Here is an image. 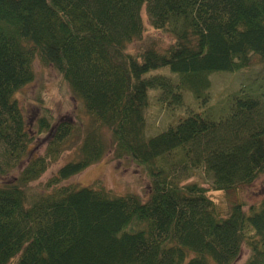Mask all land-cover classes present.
I'll return each instance as SVG.
<instances>
[{"label":"trees","instance_id":"1","mask_svg":"<svg viewBox=\"0 0 264 264\" xmlns=\"http://www.w3.org/2000/svg\"><path fill=\"white\" fill-rule=\"evenodd\" d=\"M143 8L149 25L171 36L167 47L141 42ZM37 57L92 119L75 158L44 192L29 184L73 126L57 124L45 154L27 157L31 136L15 94L35 80ZM254 58L264 62V0H0V176L18 172L0 182V264H232L243 247V264H264V197L223 210L210 188L179 178L197 163L215 191L264 177V76L207 105L210 76L247 69ZM164 69L176 83L149 75ZM151 88L175 104L188 91L201 109L148 137ZM50 127L40 119L39 132ZM102 129L116 159L143 168L146 202L135 193L57 187L103 158Z\"/></svg>","mask_w":264,"mask_h":264},{"label":"rangeland","instance_id":"2","mask_svg":"<svg viewBox=\"0 0 264 264\" xmlns=\"http://www.w3.org/2000/svg\"><path fill=\"white\" fill-rule=\"evenodd\" d=\"M144 25L142 36L143 43L154 42L157 46L167 47L172 42L171 36L154 30L148 23L145 8L141 11ZM135 45L130 49L135 50ZM35 80L22 87L15 97L23 113L26 129L30 133L31 141L28 146V158L45 154L51 139L53 138L56 125L69 123L73 130L63 143L58 156L49 162L46 171L39 179L29 184L33 192H44L46 184L51 177L56 175L58 169L65 163L75 158L78 147L81 145L85 132L92 125L91 117L85 114L81 101L72 94L67 86L61 87L60 76L51 66L43 65L37 57L34 61ZM150 76L162 75L173 83L177 82V76L168 69L153 71ZM264 76V62L258 58L253 59V64L238 72H217L210 76L211 87L209 89V102L207 105L225 103L228 96L238 89L250 84L254 79ZM63 89V90H62ZM180 104H175L162 95L158 88L148 91V107L145 112L146 136H155L170 126H174L181 119L199 112L201 107L188 91L183 92ZM51 109L53 118L48 111ZM47 117L50 120V129L39 132V121ZM103 140L106 144V153L103 158L84 171L62 181L57 187L67 186L73 188L93 187L105 189L117 196L135 193L141 201L146 202L150 197L151 185L142 167L128 158L116 159L114 157L113 143L110 133L102 129ZM195 159V158H194ZM27 163L23 161L19 169ZM191 163H193L191 161ZM196 167L179 169V178L182 183L196 182L206 188H210L211 197L221 205L223 210L233 202H244L246 208L257 204L264 197V177L259 176L249 185L239 184L227 192L212 189V176L206 172L201 163ZM18 172L1 177L0 182L12 180ZM50 190V189H49ZM248 250L243 247L240 256L232 264H243Z\"/></svg>","mask_w":264,"mask_h":264}]
</instances>
